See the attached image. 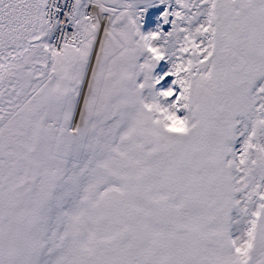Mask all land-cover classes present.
I'll return each mask as SVG.
<instances>
[{"label":"snow or ice","instance_id":"obj_1","mask_svg":"<svg viewBox=\"0 0 264 264\" xmlns=\"http://www.w3.org/2000/svg\"><path fill=\"white\" fill-rule=\"evenodd\" d=\"M159 2L0 0V264H264V0Z\"/></svg>","mask_w":264,"mask_h":264},{"label":"rangeland","instance_id":"obj_2","mask_svg":"<svg viewBox=\"0 0 264 264\" xmlns=\"http://www.w3.org/2000/svg\"><path fill=\"white\" fill-rule=\"evenodd\" d=\"M156 2V4H155ZM151 3L153 4V7L150 9V12L148 15H146L145 20L141 22V28L142 31L148 32L152 30H156L157 27H162L164 30H168L170 28V24L167 25L162 20V17L160 13L164 10L166 7V4H161L159 0H151ZM170 62L168 60H161L157 63L155 69L153 70L154 75H162L164 72L170 70ZM173 77H165L164 80H162L159 84L156 85V89L159 90L161 88H166L169 85H171ZM173 87H178L176 85H171Z\"/></svg>","mask_w":264,"mask_h":264},{"label":"clouds","instance_id":"obj_3","mask_svg":"<svg viewBox=\"0 0 264 264\" xmlns=\"http://www.w3.org/2000/svg\"><path fill=\"white\" fill-rule=\"evenodd\" d=\"M169 116H170V113L165 112V114L160 117L161 123L167 124L169 127L173 128L174 130H182L184 125L175 119L169 120L168 119Z\"/></svg>","mask_w":264,"mask_h":264},{"label":"bare ground","instance_id":"obj_4","mask_svg":"<svg viewBox=\"0 0 264 264\" xmlns=\"http://www.w3.org/2000/svg\"><path fill=\"white\" fill-rule=\"evenodd\" d=\"M143 7H146V8H147V11L142 15L141 22H142L143 20H145L146 15L149 14V13H148V9H149V7H148V6H143ZM162 20L164 21V17H162ZM167 25H169V24H167Z\"/></svg>","mask_w":264,"mask_h":264}]
</instances>
